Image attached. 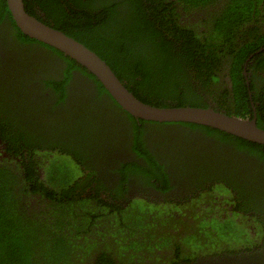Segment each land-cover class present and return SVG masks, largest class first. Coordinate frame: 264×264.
<instances>
[{
  "label": "trees",
  "instance_id": "trees-1",
  "mask_svg": "<svg viewBox=\"0 0 264 264\" xmlns=\"http://www.w3.org/2000/svg\"><path fill=\"white\" fill-rule=\"evenodd\" d=\"M216 2L23 0L28 14L95 52L140 101L154 107L205 108L209 106L204 104L203 97H209L207 100L215 103L210 105L217 111L252 118V95L245 86L241 64L246 55L264 45V26L262 31L256 32L242 33L240 29L247 30L253 21L264 20V0H228L224 5L226 8H220L219 14L212 15L211 11L208 16V8L215 10ZM194 14H205L203 22L210 23V26H203V22H190L188 17L191 15L193 18ZM4 20L12 24V34L17 44L19 42L30 47L36 44L49 48L68 64L69 68L63 71L60 80H49L47 86L58 85L62 87L59 91L67 93L73 78L71 71L75 69L82 76L94 79L98 88L107 93L91 74L73 60L23 35L11 17L6 0H0V23ZM256 62H260L264 69V50L255 56L250 69H253ZM224 64L226 70L222 69ZM226 71L229 85L226 81L221 82V74ZM29 74L24 78V88L30 82L32 74ZM18 93L19 87L15 89V95ZM256 97L262 99L264 94ZM225 98L231 103L219 101ZM5 107L0 104V113L4 112ZM114 108L120 109L116 103ZM18 109L19 104L14 103L13 113H17ZM13 113L6 109L2 114L6 118L0 122V138L1 143L5 139L11 147L9 149L7 146L5 152L19 156L22 161L15 163V169L7 166L5 160L0 162V264H142L144 258L137 255L140 251L148 254L147 259L151 264H178V260L192 262L194 255L203 253L188 254L185 250L188 245L196 251L209 245L208 251L217 252L218 245L231 243L233 238H242L244 232H237L233 228L235 223L228 219L199 223V228L194 230L196 226L188 222V217L196 218V213L184 212L185 205L173 206L176 202L172 199L167 198L159 205L157 201L142 199L137 202L136 199H130L128 192L131 186L127 187L126 184L129 178L149 174L141 165L135 164L131 168L125 166L120 170L119 191L115 195H108L112 197L111 204L104 203L99 193L90 198L84 193L88 191V186H80L82 180L75 183L72 178L71 156L64 153L50 154L47 150L50 146L43 147L38 131L32 127L30 134L25 137L24 124L21 119L16 120ZM81 113L91 123L92 118L87 115L85 108ZM77 115H80L79 108L76 109ZM126 115L134 121L131 115ZM108 119L111 120L110 117ZM256 124L264 129V101L257 108ZM65 127L60 126L58 129ZM107 127L111 130L115 128ZM130 127L134 133V139H131L134 144L132 150L137 158L150 163V155L141 142L139 127ZM188 127L194 129L202 126L191 124ZM204 131L207 135L215 133L214 137L224 140L238 143L243 141L249 147V153H260L261 158H264V146L239 140L208 127H204ZM37 153L46 157L48 154L53 156L48 157L50 161L45 171L49 186L58 192L46 190L41 183L28 187L31 169L30 165L27 166V157L30 159ZM74 157L79 163H85L87 171L95 172L82 155L75 154ZM93 183L96 190H100V182L95 180ZM169 189L167 187L164 190ZM124 192V200L118 201L117 198H121ZM45 199L52 201L48 208L45 207ZM192 200L196 203L200 201L195 197ZM33 201L34 205L31 204ZM74 204L79 206L77 216H74ZM194 205H191L193 210ZM172 207L178 209L182 218L167 216L170 210L173 211ZM43 209H49L50 213H44ZM103 215L110 218L109 224L100 220ZM169 221L182 231L174 235L166 232L170 229ZM99 227L107 233L98 232ZM190 229L194 232H190ZM95 234L101 237H94ZM205 240L208 244L203 243ZM242 243L240 241L238 245ZM237 246L228 245L226 251L232 254ZM155 250L164 252L156 255Z\"/></svg>",
  "mask_w": 264,
  "mask_h": 264
},
{
  "label": "flooded vegetation",
  "instance_id": "flooded-vegetation-1",
  "mask_svg": "<svg viewBox=\"0 0 264 264\" xmlns=\"http://www.w3.org/2000/svg\"><path fill=\"white\" fill-rule=\"evenodd\" d=\"M227 1L217 0L215 10L209 7L207 15L209 16L211 11L212 15L219 14L220 8H226L224 5ZM188 18L190 22L198 24L203 22L205 14H194L193 18L191 15ZM181 20L183 21L182 16ZM258 21H253L247 30L242 28L240 32L262 31L264 20ZM203 26H210V23L203 22ZM233 29L236 30V27ZM13 32L12 24L8 20L0 23V104L6 105L4 112L7 109L11 113L14 110V103L19 104L18 112L13 113V117L22 120L26 130L25 137L30 134L32 127L38 131L37 135L42 140L43 147L50 146L47 149L50 154L64 153L71 156L70 168L74 173L72 178L75 179V183L82 180L80 186H88L85 194L93 198V195L99 193L104 203L111 204L112 197L108 195L110 193L115 195L119 191L120 170L131 168L135 164L141 165L149 174L129 178L126 184L127 187L131 186L128 192L130 199H136L137 202L142 199L148 202L157 201L159 205L168 198L176 202L173 206L185 205L184 212L196 213V218L188 217V222L196 226L194 230L199 228V223H211L212 219L218 221L228 219L235 223L236 226L233 228L237 232H244L240 240L233 238L231 243L218 245L217 252L208 251L209 245L197 251L188 245L185 248L188 254L203 253L194 255L192 262L178 260V264H264V158H261L260 153L256 155L249 153L250 149L243 141L238 143L224 140L217 138L218 136L214 137L215 133L207 135L204 131L206 126L191 129L188 127L191 123L139 122V119L134 117V121L129 120L127 112L109 94L98 88L94 79L82 76L75 69L70 70L73 78L69 82L67 93L59 91L62 87L58 85L47 86L49 80H60L63 71L69 68L68 64L49 48L36 44L33 47L21 45L19 42L17 44ZM254 59L255 55L252 58L249 55L241 64L245 86L252 98L264 94V69L261 63L256 62L253 69H249ZM225 67L226 64L222 69ZM29 73L32 76L24 88L23 81L25 76L30 75ZM225 73L221 74V82L226 81L223 78ZM243 73H246V77ZM18 87L19 93L15 95V89ZM208 98L203 97L204 104L213 108L214 106L210 104L215 103L207 100ZM252 98L250 97L252 103L250 111L252 117L256 118L257 108L264 98L256 97L255 100ZM225 100L231 103L226 98L219 101ZM114 102L120 107L119 110L114 108ZM77 108L80 115L76 116ZM84 108L87 115L92 118L91 123L81 113ZM4 112L0 113V122L2 118H6L2 115ZM60 126L66 127L58 129ZM107 126L115 128L111 130ZM130 126L139 127V134H142L141 142L150 155L148 156L150 163L143 158H137L132 150L134 144L131 139H134V133ZM1 141L0 138V162L5 160L7 166L15 169V163H21L22 159L7 154L5 152L7 140L4 139L3 143ZM8 148L11 149L9 146ZM50 154L46 157L37 153L30 159L27 157V166L30 165L31 169L28 187L41 183L46 190H54L49 186L45 171V166L49 165L50 161L48 157H53ZM75 154L86 158L95 172L87 171L85 163H79L74 157ZM95 180L100 182L98 184L100 190H96L93 183ZM167 187L170 189L164 190ZM124 194L125 192L121 193L123 196L117 200L123 201ZM192 197L199 198L200 201L196 203ZM44 201L46 208L52 204L48 199ZM31 204L34 205V201ZM193 204H196L194 210L191 207ZM74 206V216H77L79 206L75 204ZM172 208L173 211L170 210L167 216L182 218L178 209ZM49 209L42 211L49 214ZM109 219L103 215L100 220L109 224ZM171 225L169 224L170 229L166 232L174 235L182 231L177 225L172 223ZM98 229H100L98 232L107 233L101 230L102 227ZM97 237L100 238L101 235ZM240 241L244 243L238 245ZM203 243L208 244V241L205 240ZM232 244L238 246L229 254L226 249ZM163 252L155 250L156 255ZM208 253L209 256H205ZM137 255L144 258L142 264H151L145 251H140Z\"/></svg>",
  "mask_w": 264,
  "mask_h": 264
},
{
  "label": "water",
  "instance_id": "water-1",
  "mask_svg": "<svg viewBox=\"0 0 264 264\" xmlns=\"http://www.w3.org/2000/svg\"><path fill=\"white\" fill-rule=\"evenodd\" d=\"M11 17L20 32L73 60L91 74L129 115L159 123H191L210 127L238 139L264 146V130L256 125L255 116L243 118L227 115L212 107H154L137 99L95 52L62 31L45 25L28 14L23 0H6Z\"/></svg>",
  "mask_w": 264,
  "mask_h": 264
},
{
  "label": "clouds",
  "instance_id": "clouds-1",
  "mask_svg": "<svg viewBox=\"0 0 264 264\" xmlns=\"http://www.w3.org/2000/svg\"><path fill=\"white\" fill-rule=\"evenodd\" d=\"M263 23V22H262ZM250 26V25H249ZM264 26V25H263ZM249 28V27H248ZM259 31H261V30H259ZM262 50H264V45L261 47V48H259V49H257L255 52H253V53H251V54H248V55H246L245 57H247V56H249L250 55V57L252 58L253 57V55H255V56H257L258 54H259V51H262ZM255 60V59H254ZM254 62V61H253ZM252 62V63H253ZM252 63H251V65H252ZM242 69H241V74H242V71H243V67H241ZM249 69H250V66H249ZM224 70H226V67L224 68ZM227 74H228V71H226V73L223 75V78L226 80V82L228 83V85L230 84V80H229V77L227 76ZM243 74H245V77H246V73H243ZM140 120V119H139ZM144 121V120H143ZM147 122H152V121H147ZM196 125V124H195ZM257 125V124H256ZM234 137V136H233ZM236 138V137H235ZM251 143V142H250ZM255 144V143H254Z\"/></svg>",
  "mask_w": 264,
  "mask_h": 264
}]
</instances>
